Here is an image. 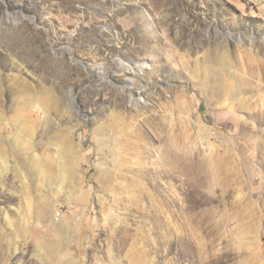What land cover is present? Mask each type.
<instances>
[{
	"label": "rangeland",
	"instance_id": "374dc122",
	"mask_svg": "<svg viewBox=\"0 0 264 264\" xmlns=\"http://www.w3.org/2000/svg\"><path fill=\"white\" fill-rule=\"evenodd\" d=\"M0 264H264V0H0Z\"/></svg>",
	"mask_w": 264,
	"mask_h": 264
},
{
	"label": "bare ground",
	"instance_id": "6f19581e",
	"mask_svg": "<svg viewBox=\"0 0 264 264\" xmlns=\"http://www.w3.org/2000/svg\"><path fill=\"white\" fill-rule=\"evenodd\" d=\"M125 90V89H124Z\"/></svg>",
	"mask_w": 264,
	"mask_h": 264
}]
</instances>
